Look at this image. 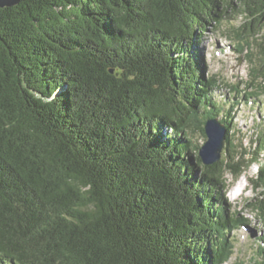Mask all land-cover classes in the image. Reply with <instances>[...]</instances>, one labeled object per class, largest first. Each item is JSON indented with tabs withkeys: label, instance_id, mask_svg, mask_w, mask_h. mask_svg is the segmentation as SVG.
<instances>
[{
	"label": "trees",
	"instance_id": "obj_1",
	"mask_svg": "<svg viewBox=\"0 0 264 264\" xmlns=\"http://www.w3.org/2000/svg\"><path fill=\"white\" fill-rule=\"evenodd\" d=\"M233 12L244 19L231 27L244 40L238 52L260 40L258 63L246 54L247 99L264 93V0H20L0 8V264L229 259L227 234L246 220L229 217L217 190L227 173L235 181L252 163L250 181L264 188V127L246 158L228 138L236 96L219 119L222 159L203 163L189 134L204 135L205 120L223 112L197 46ZM252 205L263 233L261 259L251 264H264V199Z\"/></svg>",
	"mask_w": 264,
	"mask_h": 264
},
{
	"label": "rangeland",
	"instance_id": "obj_2",
	"mask_svg": "<svg viewBox=\"0 0 264 264\" xmlns=\"http://www.w3.org/2000/svg\"><path fill=\"white\" fill-rule=\"evenodd\" d=\"M240 9L239 6L237 10ZM243 15L239 12L229 13L226 20L216 28H209L203 35L201 44L197 46V51L203 62V75L215 77L217 79L216 86L212 88V97L219 105H222L223 112L220 113L218 119L225 117L226 111L231 103L237 98L238 103H234L231 112L230 132L228 138L233 140L239 152H244L246 158L250 159L255 151L256 139L258 132L264 127V93L257 92L256 97H243L248 87L251 75L252 64L249 57L252 52L254 64L259 59L260 40H251L252 46L245 47L242 53L238 52L237 47L243 43L235 36V31L244 22ZM235 26L236 30H231ZM253 39H259V34H254ZM240 43V44H239ZM236 86L239 93L232 92L231 87ZM166 128H163L162 132ZM166 132L169 133L167 130ZM190 139L194 145L200 147L206 140L205 134L199 130L190 134ZM226 142L221 151L222 159L226 153ZM228 146V145H227ZM232 147L228 149L232 153ZM260 162L264 164V156L260 154ZM195 159V153L192 152ZM257 175V164H248L242 174L233 180L231 174L227 173L225 178V186L219 188V202H224V207L229 217H237L245 219L246 225L231 228L228 232V238L233 240V253L223 264H251L255 259H261L256 254V248L260 241L259 236L263 233L261 218L252 204L260 199H264L263 186H256L250 179H254ZM198 178V174H196Z\"/></svg>",
	"mask_w": 264,
	"mask_h": 264
},
{
	"label": "water",
	"instance_id": "obj_3",
	"mask_svg": "<svg viewBox=\"0 0 264 264\" xmlns=\"http://www.w3.org/2000/svg\"><path fill=\"white\" fill-rule=\"evenodd\" d=\"M19 2L20 0H0V8L12 7ZM203 129L206 140L199 147L198 153L202 159L201 161L209 165L221 158V151L225 143L227 129L216 117L206 119L203 124Z\"/></svg>",
	"mask_w": 264,
	"mask_h": 264
}]
</instances>
